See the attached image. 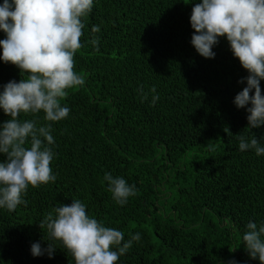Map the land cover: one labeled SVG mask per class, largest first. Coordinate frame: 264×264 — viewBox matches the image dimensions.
Masks as SVG:
<instances>
[{"label": "trees", "instance_id": "16d2710c", "mask_svg": "<svg viewBox=\"0 0 264 264\" xmlns=\"http://www.w3.org/2000/svg\"><path fill=\"white\" fill-rule=\"evenodd\" d=\"M187 2L94 0L84 19V47L75 56L85 83L61 102L69 115L48 122L43 111L21 113V120L52 124L54 143L48 146L56 180L29 186L27 204L14 212L0 208V264H74L59 241H52L57 248L51 258L31 253L33 243L49 244L39 222L73 199L122 231L125 242L141 234L117 264H260L242 236L250 221L264 224V155L240 151L238 136H255L264 146V125L248 128L251 105L234 103L249 73L226 37L213 47L215 58L192 45L190 16L200 0ZM94 25L99 32H92ZM0 39H6L3 30ZM22 78L17 66L0 59V85ZM9 118L0 109V122ZM106 173L134 184L137 194L117 204Z\"/></svg>", "mask_w": 264, "mask_h": 264}, {"label": "clouds", "instance_id": "9594fccd", "mask_svg": "<svg viewBox=\"0 0 264 264\" xmlns=\"http://www.w3.org/2000/svg\"><path fill=\"white\" fill-rule=\"evenodd\" d=\"M93 7L94 0H3L0 4V30L6 33V39H0V59L17 66L23 76L19 82L0 85V109L10 117L0 122V154L6 156L0 160V208L14 212L27 204L24 196L29 186L38 188L56 180L51 168L54 153L48 146L54 143L52 124L38 126L36 120H21L20 116L43 111L48 122L67 118L70 109L61 102L69 89L85 83L84 76L75 70V56L84 47V19ZM190 23L195 30L191 43L205 58H215L213 47L220 37H226L234 57L249 73L241 79L247 86L235 96L234 103L238 108L251 105L247 107L248 128L264 125V0H200L192 8ZM99 31L98 25L92 27L93 33ZM90 43L99 51V38L93 37ZM151 92H156L154 86ZM147 97L148 93H143V98ZM158 99V95L152 97L153 106ZM225 131L231 132L228 128ZM238 140L240 151L252 149L257 156L264 155L257 137L240 135ZM208 147L215 150L211 144ZM104 180L112 199L121 206L137 194L136 186L123 177L106 173ZM39 226L46 229L48 238H44L49 244L45 249L40 242L33 243L32 255L47 252L51 258L57 248L52 241H59L74 264H117L133 241L141 240L137 232L125 242L122 231L91 217L79 199L53 208ZM246 227L243 245L252 259L264 264V224L258 227L250 221Z\"/></svg>", "mask_w": 264, "mask_h": 264}]
</instances>
